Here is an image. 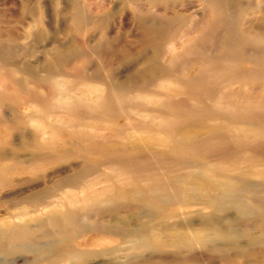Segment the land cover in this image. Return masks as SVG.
<instances>
[{
    "label": "rangeland",
    "instance_id": "rangeland-1",
    "mask_svg": "<svg viewBox=\"0 0 264 264\" xmlns=\"http://www.w3.org/2000/svg\"><path fill=\"white\" fill-rule=\"evenodd\" d=\"M0 46V152L7 162L17 160L12 171L33 169L0 186V218L10 212L18 223L16 209H7L15 193L86 165L93 185L73 191L77 202L99 198V208L86 210L90 219L81 221L97 229L82 223L58 244L65 264H173L178 257L249 264L232 252L177 250L164 240L154 252L137 248L145 225L162 230V216L174 225L189 216L196 228L198 216L212 209L173 203L161 210L146 200L150 189L169 191L171 178L205 166L229 173L264 168V0H0ZM185 127L199 134L180 144L175 135ZM28 177L33 181L16 183ZM51 193L53 208L62 209L64 193ZM132 211L136 218H127ZM99 221L116 227L115 234L100 231ZM40 243V250L2 261L44 264L53 256L40 257L49 246ZM104 249L109 253L95 255Z\"/></svg>",
    "mask_w": 264,
    "mask_h": 264
},
{
    "label": "bare ground",
    "instance_id": "bare-ground-1",
    "mask_svg": "<svg viewBox=\"0 0 264 264\" xmlns=\"http://www.w3.org/2000/svg\"><path fill=\"white\" fill-rule=\"evenodd\" d=\"M258 38H259V40H262V39H260L261 36H259ZM4 48L5 47L2 48L0 46V50L3 49V50H1L2 52H4ZM10 50H11V48H10ZM10 54H12V52ZM2 57H1V59H2ZM11 57H12V55H11ZM7 58H5V59H7ZM62 61H63V58H62ZM61 63H63V62H61ZM18 71H19V69H18ZM116 73H118V72H116ZM82 96H83V94H82ZM83 98H85V97H83ZM129 107H130V105H129ZM149 107H151V106H149ZM156 111H158V110H156ZM159 112H160V110H159ZM214 115H216V114H214ZM209 116H211V115H209ZM216 117H217V115H216ZM127 121H129V120H127ZM152 121H153V119H152ZM128 124H130V123H128ZM241 124H239V125H241ZM125 125H127V124H125ZM204 127H207V126H204ZM185 128L187 129V127H185ZM188 128H190V127H188ZM203 131H200V132H203ZM198 134L199 133H197V132L195 133V132H192V131L187 129V130L181 131L177 135H175V139L180 144H186L187 142H189L192 139H194L195 137H197ZM115 142H117V140L114 141L113 144ZM232 142H234V141H232ZM10 143H12V142H10ZM259 143H261V141H259ZM262 145L264 146L263 143H262ZM14 147H16V146H14ZM59 147H61V146H59ZM64 149H65V147H64ZM126 151L129 153L128 150H126ZM132 151H133L132 153H134V155H136L135 153L138 152V149L135 148V150H132ZM127 152H125L126 155H128ZM244 152H246V150H244ZM1 153H3V152H0V186H6V185L10 184L11 182H13V176L19 177L23 172H26V171L32 172L33 171V169H25L23 167L19 171H12L11 167H12V165L17 164V160L14 159V157H13L11 162H7L6 157ZM13 153H14V151H13ZM110 153H111L110 156H112V155H117L116 153H118V152L110 151ZM105 156L108 157L107 155H105ZM242 156L245 157L244 153ZM44 158L50 159L53 163V160L50 157H44ZM103 158H105V157H103ZM152 158L153 157L151 156V159ZM235 158H236V156H235ZM83 159H85V157H83ZM130 161H131V159H130ZM258 164H262V163L259 162ZM254 166L257 167L258 165H254ZM71 167H69V169ZM83 167H84L83 169H80V170L75 169L71 173L59 174V176L57 178L51 180V183L48 184V186H42L41 187L39 185V187H38V184H36L37 186L34 185V186H36V188L30 187L29 192L27 190H25V192L21 191V192L15 193V195L13 197V199L14 198L15 199L13 201V199L11 198L13 203L10 202L11 205L9 204V207L7 209H16L15 210L16 211L15 216H17L18 218L20 217V221L18 223L11 222L9 220V218H11V216H12L10 212H7L6 217L4 216V217L0 218V264H11L12 260H11V262H9L8 259L7 260L5 259L4 262L2 261V260H4L5 255H7L9 257L16 252L22 253V252H26L28 250H38V249L40 250L41 248L39 247V245L42 244V243H40L41 240H45L46 243H49V246L47 248L46 247L42 248L45 250V252L40 253V257H42V256L44 257L47 255H49L51 257L53 256L52 258H50L49 260L44 262V264H65L63 260L66 256L63 257L65 254L62 255V252L58 253V251H57L58 244L64 242L68 238H72L73 236H76L78 231H81V227L83 228L82 223L86 224L87 225L86 227H89V229H91L90 228V227H92L91 224L84 223L81 221H87L88 222V220L90 219L91 215L89 216L88 213L85 212L86 210L89 211V210L94 209V212H95V210H97V208H99L98 204H99L100 200H98L99 198H97V197L93 198V196H88V197L81 196V199L79 201L80 202L79 205H77L79 202H77L75 200L77 197L73 191L74 188L82 187L81 189H84V187H85L87 189L89 186L93 185V184L91 185V183H92V182H90L91 180H88L85 178L86 176H88L87 175L88 170L86 171L87 166L85 165ZM211 167H214V166H205L203 168V170L198 172V173H193V172L185 173V174L180 175L178 177L171 178L168 182V185H167V189L169 191L165 190V187L164 188L159 187L157 189L156 188L150 189L149 191H147V193L144 194V195H146V200L153 203L154 205H160L161 210H166L173 203H176L178 205L182 204V203H188V204H193V205L202 204L205 207H211L212 209H211V211L207 210L209 212L204 213L202 215V217H200L201 215L198 216V219H199L198 220V227H196V228H194L193 227L194 225L191 224L192 219L189 216H186L183 219V221H184L183 224L176 223L175 225L168 223V221H165V219H162L163 218V216H162L161 220H163V221H161L160 219H159V221L157 220L158 224L162 228V230H160V231H157L155 228H152L148 224L145 225V232L143 235V238H145V239L141 238L138 240V243H139L138 246L139 247L137 249L140 248V250L145 249L144 251L149 250L151 252H154L155 246L156 245L158 246V244H160L159 240H164L165 242H172V245L177 250H183V249L184 250H190V249H193V247H195V245H196L199 247H204L205 250L210 251V253H217V254H227L228 253L229 254V252H230V254H231V252H232L233 255L235 254L237 256L244 258V260H246L249 264H264V261L261 260L262 258H260V256L262 254H264V168L260 169V170L243 169V170L238 171L237 173H229L230 171L225 172L224 170L222 171L219 169L214 170V169H211ZM64 170H66V169H64ZM57 171L58 170H55L52 174L55 175L57 173H60L61 169L58 172ZM123 174L125 175L126 173H123ZM136 175H137V173L135 174V176ZM116 176L117 175H115V177ZM22 179L23 178L18 179V181H16V183L17 184H26L28 182L33 181V179L31 177H28V179L25 178L26 180L23 179V181H22ZM151 179H153V178H151ZM127 182H125V183H127ZM129 187H130V185H129ZM46 189H48V190H46ZM52 190H56V191L61 190L64 193V199L65 200L63 199L59 203V207L62 209L53 208L55 206L51 203V201H52L51 199H52V197H54L55 194L51 193ZM103 193H105V192H103ZM246 193H249L251 195V197L244 196V194H246ZM133 194L130 195L131 198H133V196H136ZM85 198H88V199L86 200ZM104 199H105V197H104ZM110 199H111V197L109 196V197H107L106 201H109ZM132 200L136 201V198H134ZM87 202H89V204ZM40 206L43 207L42 208L43 209L42 211L44 212V213H42L43 215H38L36 213L37 212L36 208L40 207ZM144 206L145 205H143V207ZM123 207H124V205H123ZM231 209L234 211L233 214L229 213V211ZM133 211H132L131 215L127 214L128 215L127 218H129V219L136 218L137 213H134ZM150 212H151V210H150ZM172 216H174V215H172ZM195 216L197 218V215H195ZM92 217H93V215H92ZM113 218H115V216ZM168 218H171V217L168 216ZM240 221H244V224L242 226L237 225V223H239ZM124 223H126V222H124ZM124 223L122 222V224H124ZM98 226H99L98 229L100 231H102L103 233H108V234L114 235L115 232L117 231L116 230L117 228L114 227L113 225L111 226L108 222L101 224V222L99 221ZM96 227H94V228L92 227V228L97 229ZM142 234H143V231H142ZM139 235L137 237H140ZM146 240L148 243H144V241H146ZM240 240H246L247 241L246 245L245 244L243 245L241 243L242 241L240 242ZM44 245H46V244H44ZM111 250L112 249H110V251ZM108 251H109V249H104L102 251H96L95 255L96 256L97 255L103 256ZM249 253H253L254 256L249 257ZM80 254L81 253L76 254V255L80 256ZM230 254L228 256H230ZM222 256L225 257L224 255H221V257ZM218 257H220V256L218 255ZM222 258H220V259L218 258V259L222 260ZM226 258H223V260L227 261ZM70 259H71V257H70ZM230 259H231V257H230ZM192 260H194V259L190 258V257H188V258L178 257L173 262V264H185L186 262H188V263L192 262L193 264H195L196 261L193 262ZM65 261H66V259H65ZM127 261H129L131 263V261L129 259ZM181 261H184V262L181 263ZM129 262H126L125 264H130ZM162 263H163V261L157 262V264H162ZM221 263L225 264V262L224 263L221 262ZM151 264H153V262Z\"/></svg>",
    "mask_w": 264,
    "mask_h": 264
}]
</instances>
